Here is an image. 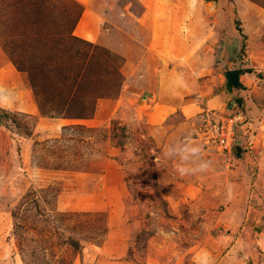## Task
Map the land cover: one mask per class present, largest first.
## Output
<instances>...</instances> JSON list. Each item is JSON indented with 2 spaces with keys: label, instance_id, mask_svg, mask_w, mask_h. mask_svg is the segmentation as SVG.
<instances>
[{
  "label": "rangeland",
  "instance_id": "374dc122",
  "mask_svg": "<svg viewBox=\"0 0 264 264\" xmlns=\"http://www.w3.org/2000/svg\"><path fill=\"white\" fill-rule=\"evenodd\" d=\"M143 2L181 8L196 38L221 42L219 57L261 63V80L243 79L248 103L232 92V110L200 111L204 95L178 84L170 101L188 91L195 110L157 113L148 79L76 35L91 34L86 9L104 42L123 31L116 41L131 43ZM151 2L0 0V264H264V0ZM129 49L134 64L149 60ZM194 142L181 175L168 150Z\"/></svg>",
  "mask_w": 264,
  "mask_h": 264
},
{
  "label": "crops",
  "instance_id": "0c3cea01",
  "mask_svg": "<svg viewBox=\"0 0 264 264\" xmlns=\"http://www.w3.org/2000/svg\"><path fill=\"white\" fill-rule=\"evenodd\" d=\"M151 3H153L152 6H154L155 3L153 0ZM143 4H145L144 12H142L140 16H137V22H135L141 28H136L134 32L138 33V35H132L130 38L131 43L126 42L127 45L122 41H116L118 39L117 37L119 36L124 38L125 34L123 31H119L118 34L115 35V41L111 45L104 42L103 38L101 39V37H98L90 27V19L88 18L89 14H86V9H84L81 19L84 17L85 28H87L91 34L85 35L79 33L76 35H80V37L90 41H95L104 47L109 48L112 52L120 55L123 59V64L121 66V71L123 73L128 67L134 66L135 69L131 73L134 77V81H137L140 78L148 79L150 84H153L154 86L152 91H154L156 95L155 100L157 101V104L159 103L157 106V113H173L176 111L183 114H190L195 110L194 106L187 104L185 99L181 97L188 91L183 92L182 90L179 93L180 96L177 97L176 103L170 101L169 94L173 93L174 85L178 84L185 85L188 89L191 87L192 89L200 92V94L204 95L203 98H205L206 103L201 106L200 111L207 110V108L211 107L222 108L223 104L225 107H228V110L230 108L232 110L234 107L229 106V103H237L235 99L228 98V94L232 92L238 93L240 101L242 98V102L244 100L248 103L245 92H249V90H247L249 85L243 79L245 76H247L249 83L253 78L261 80L262 75L258 74L261 70H259L257 67L261 63H257L254 61V59L252 60L250 56H246L256 67L249 71L248 69H244L245 71L239 77L242 87L228 92L225 88L224 72L229 69H243L248 66L235 65L239 64V62L230 61L228 60L227 56L224 58L222 56L223 53H221L223 58L221 56L219 57V49H217V46H219L221 42H218L220 43L218 44L214 40L215 42L213 44L211 42L209 44L207 42H203L201 37H199V39L196 38V36L193 35L191 29H188L192 21H186L183 18L185 15L181 12V8L170 10V12H166L164 10V12L162 11L161 13H155L154 8L152 11H150L151 8L149 3L143 2ZM238 27L241 29L240 24ZM212 29L213 27H210V35L215 32V30L212 31ZM240 32L242 34L246 33L244 30H240ZM214 35L216 36V33H214ZM95 36H97V38H95ZM197 39L200 40V42L196 46L194 45L195 47H193V42L195 43V40L197 41ZM228 41L230 46L231 40L228 39ZM132 44L135 48L141 49V53L146 60L149 59L146 64H141V61L139 60L141 56L139 59H136L138 62L137 64H134V62L131 61L133 52L129 49V47H131ZM193 48H195L196 51H192ZM150 58L152 60H150ZM219 58H221L220 62L217 61ZM149 61H152V64H150ZM222 65L226 68H223ZM212 71L214 72V75L211 74ZM205 76H208V78L205 79ZM215 76L217 77V81L215 80ZM215 90H220V93H215ZM100 106L101 104L99 105V109ZM29 108L31 112H34L36 109L33 106H29ZM99 109H96V114L97 111H100ZM236 116L233 118H236ZM53 118L60 119L61 121L67 120L64 117ZM83 120L85 121L86 119ZM87 121H92V119H87ZM39 122L40 120L37 121V124ZM233 150H236L239 155L244 153L242 151L243 146H241L239 142L235 143ZM230 172H232V170H230ZM224 174L225 175L222 173L221 177L226 178L227 180L229 173L226 172ZM106 241H108V239ZM121 246L122 248L120 251L122 254L125 248L123 247V244H121Z\"/></svg>",
  "mask_w": 264,
  "mask_h": 264
},
{
  "label": "clouds",
  "instance_id": "9594fccd",
  "mask_svg": "<svg viewBox=\"0 0 264 264\" xmlns=\"http://www.w3.org/2000/svg\"><path fill=\"white\" fill-rule=\"evenodd\" d=\"M200 151V146L197 143H193L192 145H183L179 148H176L175 146H172L169 148L167 153V158L178 160L179 162V168L178 171H180L181 175L185 174L183 171L186 167V161L185 158H191L192 156H195ZM202 169H207L209 167L208 162H203L201 165H199Z\"/></svg>",
  "mask_w": 264,
  "mask_h": 264
},
{
  "label": "trees",
  "instance_id": "16d2710c",
  "mask_svg": "<svg viewBox=\"0 0 264 264\" xmlns=\"http://www.w3.org/2000/svg\"><path fill=\"white\" fill-rule=\"evenodd\" d=\"M245 70L242 68H234V69H229L226 70L224 73V77H225V88L228 92H230L233 89H238L242 87V84L240 82V75L244 72ZM249 71V70H248ZM55 117H61L62 115H55V113H53ZM46 116H50L52 117L53 115H46ZM64 129L66 126H63ZM54 141H58V138H55ZM73 245L79 246V243L76 241H73Z\"/></svg>",
  "mask_w": 264,
  "mask_h": 264
},
{
  "label": "built area",
  "instance_id": "2783aa9c",
  "mask_svg": "<svg viewBox=\"0 0 264 264\" xmlns=\"http://www.w3.org/2000/svg\"><path fill=\"white\" fill-rule=\"evenodd\" d=\"M231 120L233 119V118H230ZM215 127H216V129L218 130V129H220V134H219V136H218V138H217V141H218V143L220 144V143H223V142H225V144H226V146L224 147V148H226V149H228V144H230L231 145V141L234 139V138H232L231 136L228 138L227 137V135H225V133H230L229 131H226V132H224L223 131V125L221 124V125H219V123H216L215 124ZM232 127V126H231ZM206 133H208V132H206ZM229 141V142H228Z\"/></svg>",
  "mask_w": 264,
  "mask_h": 264
}]
</instances>
